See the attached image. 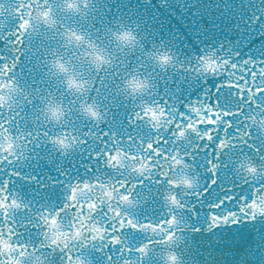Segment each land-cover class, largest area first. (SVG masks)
<instances>
[{
  "label": "water",
  "instance_id": "1",
  "mask_svg": "<svg viewBox=\"0 0 264 264\" xmlns=\"http://www.w3.org/2000/svg\"><path fill=\"white\" fill-rule=\"evenodd\" d=\"M237 52L240 60L264 56V0H0V99L4 101L0 103V158L13 161L0 169V184L10 179V191L31 205L29 211L15 215L18 236L12 243L27 244L24 254L14 247L0 248V257L7 264H69L68 253L71 264H264V216L259 215L264 211V194L256 196L258 203L250 209L257 214L255 220L242 217L238 224L209 230L205 221L209 213L202 206L200 219L193 221L201 230L189 231L191 219L182 214L179 192L153 185L152 191L140 194L146 201L141 204L134 192L129 201L119 199V185L112 179L99 186L91 177L85 178L89 164L85 152L100 148V130L113 132L110 140L116 141L129 133L126 117L145 112L155 131L167 133L172 116L158 103H149L156 77L147 68L155 69L162 95L180 108L211 89L208 100L215 101L214 88L227 70L224 59L234 58ZM189 64L194 72L186 70ZM234 75L239 79L242 74ZM52 107L59 109L57 117L52 116ZM150 108L154 113L148 112ZM244 114L245 127L264 137V108ZM86 130L87 149L81 143ZM131 134L146 141L147 125H139ZM192 136L187 132L174 143ZM224 139L222 152L234 143L230 136ZM125 146L137 157L144 146L125 142L116 150V163L131 184L139 176L155 180L159 175L185 190L187 181L193 189L202 187L192 164L177 165L169 158L157 168L149 162L147 151L142 160H132L121 150ZM255 155L245 152L235 157L238 177L264 174ZM13 170L20 175H11ZM234 183L237 196L241 189L248 192L239 180ZM157 188L163 199L153 200ZM212 192V200L221 194L216 188ZM94 200L103 201L106 208H119L141 225L140 229L125 226L122 244L105 247L111 261L92 244L99 246L102 236L107 241L116 217L89 209ZM73 203L85 207L73 211L67 206ZM62 205L66 211L60 213ZM168 210L175 214V224L143 227L169 219ZM138 247L146 253L135 251Z\"/></svg>",
  "mask_w": 264,
  "mask_h": 264
},
{
  "label": "snow or ice",
  "instance_id": "2",
  "mask_svg": "<svg viewBox=\"0 0 264 264\" xmlns=\"http://www.w3.org/2000/svg\"><path fill=\"white\" fill-rule=\"evenodd\" d=\"M23 26L21 25L20 27ZM239 56L240 54L237 52L234 54V58L228 57L224 59L227 70L220 75L222 80L214 88L215 101L210 102L208 100V97L213 94L211 89L203 97H197L193 104L180 108L176 107L171 103L170 99L162 95V90L158 88V76L155 69L151 67L147 68L146 70L156 77V90L153 92L149 103H158L165 113H170L172 116L167 133L155 131L154 125L148 123L151 117L145 112H139V114L133 113L127 116L126 122L129 125V133L126 136H120L116 141L110 140V137L114 135L113 132L107 129L100 130L97 133V143H99L100 148L96 150L87 149L90 141L88 139L89 133L86 130L81 141L87 149L85 155L89 161L85 178L91 177L99 186H103L107 180L112 179L114 184L119 185L121 193L118 197L119 199L129 201L133 199L134 192L136 194L135 199L140 200L141 204L146 201L141 199L140 194L145 191H152L153 185L163 186L166 192L173 190L179 192L183 197L182 202L179 203V206L183 209L182 214L191 219L189 231L201 230L199 226L193 225V221L200 219L202 206H206L205 211L209 213V215L205 216L206 226L209 227V230L229 223L238 224L241 222L242 217L255 220L257 214L250 211V209L258 203L256 196L264 194V174H255L251 179L238 177L235 173L233 160L245 152L255 153V159L259 160L261 162L260 167L264 168V143H261V141H264V137H259L250 127H245L244 124V121L248 118L244 114L245 110L252 112L264 108V83L261 82L264 81V56H261L259 59L248 56L243 60H240ZM163 59L167 60L166 57ZM195 59L200 60L201 56H196ZM241 67L243 68V72L240 71ZM212 68L213 62H209L208 69L212 70ZM181 69H185V65H181ZM186 70L189 72L195 71L191 64L187 66ZM237 71L242 74L239 79L234 75ZM243 84H247L248 87L242 88L241 85ZM202 101L203 103H201ZM154 111V108L148 110V112L152 113ZM133 120L137 123L133 124ZM142 124L147 125L149 133L146 141L142 138L137 140L131 134L132 129ZM242 129L244 130L243 135H241ZM187 132H192L193 136L179 145L174 143L178 138L185 137ZM228 136L232 137L234 143L229 146V151L222 152L220 149L225 148L224 138ZM125 142H127V145L135 143L138 148L140 145L144 146L140 148L141 155L139 157L136 156L135 151L127 146L121 149L127 152L132 160H136L137 158L142 160L144 158L143 153L147 151L149 162L153 163L157 168L162 167L161 161L169 158L177 165L185 162L192 164L199 173L202 187L193 189L191 182L187 181L188 187L185 190L175 180L159 175L155 180L139 176L136 179L135 185L131 184L116 163L118 159V152L116 150L120 148V145L125 144ZM110 144L111 146H109ZM169 149L174 154H170ZM181 153H183L182 156ZM6 163L10 165L13 161L7 156L0 158V169ZM252 171L256 173L257 169H252ZM11 175L18 176L20 174L13 170ZM236 180H239L242 185L247 186V193L241 189L239 196L235 194L236 185L234 181ZM77 182L82 183L83 180H78ZM10 184V179L0 184V248L11 249L14 247L23 255L28 245H21L20 243L13 245L12 243L13 239L18 236L15 215L20 210L29 211L31 205L23 203L21 197L17 198L10 191ZM146 184L149 185L148 188H145ZM88 187H90V184H85V188ZM213 188L221 192L219 196H216L215 200L209 199L213 196ZM108 195H113L111 188H109ZM157 197L163 199L158 188L152 199L155 200ZM171 200L174 204L178 203L175 195L171 197ZM67 206L72 207L73 211L77 208L83 210L85 207L83 203H73ZM87 207L89 209L96 208L101 216H108L109 213H114L116 217L109 226L107 241L102 236L99 246L96 243L92 244L94 250L104 253L105 259L111 261V253L105 252V247L112 248L113 246L122 244L120 235L125 231V226L129 229H140L141 225L135 223L132 216L122 214L119 208H106L103 201L96 202L94 200ZM226 208L227 211H225ZM58 211L60 213L65 212L66 206L62 205ZM168 212L170 218L162 219L161 224L152 225L145 223L143 227L159 228L163 224H175V214L171 213V210H168ZM259 215L264 216V211L260 212ZM5 222H7L6 234ZM35 227L39 228L40 225L36 224ZM172 235L174 234L170 233L169 238ZM92 239L95 241L96 237L93 236ZM149 243L152 242L149 241ZM127 251L131 253L133 249L129 247ZM135 251L146 253L147 250L143 247H138ZM171 259L175 260L176 257L173 256ZM67 260L71 264L73 260L71 253L67 254ZM0 264H7V261L0 257Z\"/></svg>",
  "mask_w": 264,
  "mask_h": 264
},
{
  "label": "clouds",
  "instance_id": "3",
  "mask_svg": "<svg viewBox=\"0 0 264 264\" xmlns=\"http://www.w3.org/2000/svg\"><path fill=\"white\" fill-rule=\"evenodd\" d=\"M61 67H63V66H61ZM2 102H4V101L2 99H0V103H2ZM50 111H51V114L53 117H57L59 115V109L56 107H52L50 109Z\"/></svg>",
  "mask_w": 264,
  "mask_h": 264
}]
</instances>
